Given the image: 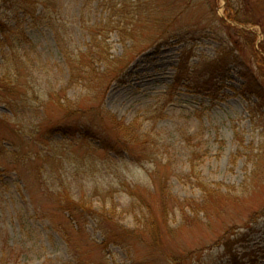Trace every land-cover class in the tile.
<instances>
[{
    "label": "rangeland",
    "instance_id": "obj_1",
    "mask_svg": "<svg viewBox=\"0 0 264 264\" xmlns=\"http://www.w3.org/2000/svg\"><path fill=\"white\" fill-rule=\"evenodd\" d=\"M50 1L45 22L6 10V23L25 28L27 92L18 114L0 102L1 263L264 264V31L241 26L255 52L228 26L264 8L251 17L245 0ZM225 48L232 55L204 85ZM7 52L0 43L3 66ZM68 101L71 116L59 105ZM113 119L133 127L134 145ZM164 187L201 209H185L187 225L177 206L166 225ZM68 191L84 205L76 217L61 204ZM144 197L156 226L144 224Z\"/></svg>",
    "mask_w": 264,
    "mask_h": 264
},
{
    "label": "trees",
    "instance_id": "obj_2",
    "mask_svg": "<svg viewBox=\"0 0 264 264\" xmlns=\"http://www.w3.org/2000/svg\"><path fill=\"white\" fill-rule=\"evenodd\" d=\"M4 2L9 1V4L7 7H5V11L1 12L0 9V43H3L4 45H6V47H8L10 52H7L5 54V56L3 57V65L0 64V69H1V73H0V102L5 103L6 105H8L9 108L13 109V112L15 114H18L19 110H21L23 108V106H19L17 98L25 95L27 90H22L21 86V82H22V71L24 70V63H23V57L22 54L20 53L19 49L24 45L25 40L27 39L26 33H25V28L23 27V25L19 22H17L16 25L11 26L8 23L5 22V18L6 16V10L11 9L12 11L15 12V16L17 17L18 14L23 13L24 17H31L34 20H41L43 22H45V20H48L51 18V14L52 12V8L50 9V5H51V1L50 0H44L43 2L41 0H3ZM39 2H41L42 4V8L43 11L42 13H38L36 15V11H37V7L39 6ZM258 6H262V8H264V0H245V14L246 15H251L255 9L254 7H258ZM252 17V15H251ZM229 19H231L232 23H236L235 25L229 24V29L230 30H234L236 32V35L240 38H243V35L247 36V41L249 43H251L252 48L253 45L256 41V37L254 35H252L251 33H247L246 30L244 28H242L241 26L243 25H247V24H252V25H261L263 27V31H264V9L263 11H261L258 20H254L253 18H248L246 21H242L239 20L237 15L234 13L232 15H229ZM250 36L254 37L253 40H250ZM236 43V41H235ZM260 48H262L264 50V42L262 44H260ZM254 49V48H253ZM255 52H257V50L254 49ZM102 55V54H100ZM232 55V52H229L227 48L223 49V51L221 52V55L219 57V59L215 60L214 63L217 64L216 68H213L210 71V76L209 78L206 80V82L204 83V85H210L211 83V79L214 78V69L216 71L218 70H222L223 68V64L226 61V57ZM186 63V62H185ZM187 65V69L185 70V72H187L189 70V66H188V61L186 63ZM109 70V73H111L108 76H111L114 72V67L112 64L108 65L106 68ZM181 70L184 69V66L182 65L180 67ZM211 74H213L211 77ZM20 88V89H19ZM19 89V91L17 90ZM73 102L68 101L67 104H59L61 108H64L67 111V115L71 116L73 114V112L78 111L77 107L73 108ZM114 124L116 125L117 129L119 130V132L122 135H125L127 137L132 136L133 137V142H130L128 140H126L127 143L134 145V142H136V140L138 138H135L136 135H134V131H133V127L131 126H124L122 125L120 122H117L115 119H113ZM134 132V133H133ZM5 153L10 154L9 151L4 150ZM14 156V159H18L19 153L17 151L12 153ZM202 185V184H201ZM201 190L203 191L204 195H207V197L209 196L210 198H213L217 195L218 191L216 189H211L208 188V186H206L205 184L200 186ZM54 195V193H53ZM161 202L160 203V211L161 214L165 217L166 222L168 220V218L172 215H175L176 213V209L177 207H179V210L182 213V219H180V223L178 226H180L182 223H185L187 225V223L189 222V216L186 214L185 209L188 207L191 212L194 214L195 213H199L201 211V209H197L196 208V202L195 200H191V199H179L176 196H172L168 190V188H163L161 190ZM169 201H171V203H169ZM140 202V207L147 209L144 212V218H145V222L144 224H146L147 226L154 225V220L156 221V218L154 219L153 217V205L152 203L149 201L148 198H143V199H139ZM61 204L66 205L65 209L71 213V217H76V213H80L78 212L80 209L84 208V205L80 204L77 205L76 201L72 198V196L70 195V192H66L65 196L63 197ZM177 206V207H176ZM204 210V208H203ZM82 213V212H81ZM150 217L152 218L150 221ZM76 222L78 223V220H76ZM169 222L166 223V225H168ZM156 226V224H155ZM160 235V230L159 227H156L155 230V238L156 240L159 238ZM118 236H112L110 238V240L112 239H116ZM2 261L0 260V264Z\"/></svg>",
    "mask_w": 264,
    "mask_h": 264
}]
</instances>
